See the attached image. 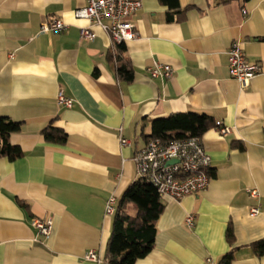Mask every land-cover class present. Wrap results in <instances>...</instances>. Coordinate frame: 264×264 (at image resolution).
<instances>
[{"label": "crops", "instance_id": "1", "mask_svg": "<svg viewBox=\"0 0 264 264\" xmlns=\"http://www.w3.org/2000/svg\"><path fill=\"white\" fill-rule=\"evenodd\" d=\"M86 3L0 0V117L21 122L10 141L22 150L0 157V264H107L108 198L118 204L139 178L134 155L152 121L189 111L216 122L201 137L214 175L203 191L162 198L154 246L135 264H218L232 249L231 264H264L251 247L264 238V0H142L131 17L138 36L124 42L131 82L117 74L110 34L75 16ZM52 18L67 28L40 33ZM88 26L95 38L81 39ZM233 42L260 66L245 88L229 73ZM155 64L172 76L151 77ZM60 90L72 107L58 103ZM49 125L67 133L64 144L45 140ZM35 218H51L48 236ZM89 250L101 261L85 259Z\"/></svg>", "mask_w": 264, "mask_h": 264}, {"label": "built area", "instance_id": "2", "mask_svg": "<svg viewBox=\"0 0 264 264\" xmlns=\"http://www.w3.org/2000/svg\"><path fill=\"white\" fill-rule=\"evenodd\" d=\"M86 5L75 10V16L88 20L92 25L100 26L110 34L114 44H121L137 38L135 23L132 15L141 8L142 0H86ZM67 28V24L59 18L44 21L40 33L59 32ZM81 39L92 40L95 33L90 26L82 27ZM229 73L237 79L243 88L249 86L251 80L260 73V66L248 62L242 46L233 42L228 50ZM153 78H169L173 68L167 64H155L148 69ZM58 103L67 107L74 105V100L67 97L63 90L58 93ZM219 132L226 134L230 128L219 126ZM122 145L129 143L124 136H120ZM134 161L138 176L153 184L162 198L171 197L181 200L183 197L205 190L211 180L210 154L206 151L200 137H190L164 143L160 139H149L143 148L136 151ZM169 161H176L169 163ZM253 197L258 191L250 190ZM117 197L111 195L106 204V214L113 215L116 211ZM258 208H252L257 214ZM187 224L194 226L193 215L187 217ZM33 226L43 236H48L52 229L51 218L45 220L35 218ZM85 259L100 262L101 258L96 250H89ZM205 264H216L211 257Z\"/></svg>", "mask_w": 264, "mask_h": 264}, {"label": "trees", "instance_id": "3", "mask_svg": "<svg viewBox=\"0 0 264 264\" xmlns=\"http://www.w3.org/2000/svg\"><path fill=\"white\" fill-rule=\"evenodd\" d=\"M124 43L116 44L115 61L119 77L131 82L134 71L129 60L124 58ZM216 125L213 116L197 112H177L152 121L151 133L147 140L156 138L164 143L174 140L202 137ZM21 129V122L8 117H0V157L14 160L22 155L18 145L10 141V135ZM47 142L64 144L67 133L59 127L49 125L42 130ZM243 149V147L234 145ZM210 174L214 172L210 170ZM162 197L157 188L145 178L134 180L121 196L115 213L111 237L107 244V264H135L145 257L153 248L157 234V220L164 210ZM226 239L229 244L235 242L231 225L227 228ZM251 247L256 255H264V238L255 241ZM234 259V249L225 254L218 264H231Z\"/></svg>", "mask_w": 264, "mask_h": 264}, {"label": "water", "instance_id": "4", "mask_svg": "<svg viewBox=\"0 0 264 264\" xmlns=\"http://www.w3.org/2000/svg\"><path fill=\"white\" fill-rule=\"evenodd\" d=\"M173 162H176V161H169V163H173Z\"/></svg>", "mask_w": 264, "mask_h": 264}]
</instances>
